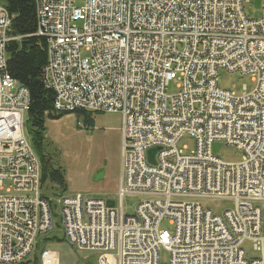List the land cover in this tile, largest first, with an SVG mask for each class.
Wrapping results in <instances>:
<instances>
[{
    "label": "built area",
    "instance_id": "built-area-1",
    "mask_svg": "<svg viewBox=\"0 0 264 264\" xmlns=\"http://www.w3.org/2000/svg\"><path fill=\"white\" fill-rule=\"evenodd\" d=\"M32 1L53 110L120 116L119 185L112 205L41 196L24 130L29 91L7 70L6 47L20 37L0 4V264H24L57 225L98 264H164L161 250L165 264H264V18L246 17L250 0ZM220 70L249 76L252 90L218 88ZM171 81L177 92L169 95ZM184 135L195 140L189 155L176 147ZM215 141L240 161L213 156ZM126 196L143 198L133 214ZM181 197L233 206L218 215L174 201ZM163 220L171 231L159 228ZM246 241L256 258H246ZM40 264H57L56 254L44 249Z\"/></svg>",
    "mask_w": 264,
    "mask_h": 264
},
{
    "label": "rangeland",
    "instance_id": "rangeland-1",
    "mask_svg": "<svg viewBox=\"0 0 264 264\" xmlns=\"http://www.w3.org/2000/svg\"><path fill=\"white\" fill-rule=\"evenodd\" d=\"M243 11L248 19L261 20L264 18V2L262 0H250L248 4H244ZM176 85V81L169 83L167 87L169 95L177 92ZM217 85L218 88L236 95L243 92V86L246 87L248 92L253 88L249 76H240L237 73H228L224 70H220L218 73ZM87 116L91 120L89 124L85 123L86 118L84 115L76 113H63L53 120L46 119L44 124L45 151L51 157L53 164H56L55 166L60 168L63 174L65 184L62 192L63 196L79 194L91 199L115 202L121 163V137L119 131L121 119L118 114L108 113H89ZM176 147L184 155H189L195 149V140L191 136L184 135L178 141ZM210 152L225 163H237L241 158L240 152L235 148L218 141L211 143ZM142 200L141 197L126 196L123 199L125 213L133 214L134 208ZM174 201L198 203L204 209L218 215L233 206L232 202L228 200L181 197L175 198ZM58 210L57 207V213ZM53 221L55 223L59 222L58 214H56ZM159 228L172 230L167 220H163ZM44 236L60 238L62 230L54 226L53 230ZM43 238L42 235L39 236L36 239V244ZM48 243L59 247L60 258L64 264L68 263V259H75L77 263H80L82 259L80 254L87 252L55 240ZM242 248L247 259L257 257V253L253 251L250 242H244ZM36 252L37 249L34 248L28 260H31ZM159 257L161 263L165 264L167 262L168 256L164 250L160 251Z\"/></svg>",
    "mask_w": 264,
    "mask_h": 264
},
{
    "label": "trees",
    "instance_id": "trees-1",
    "mask_svg": "<svg viewBox=\"0 0 264 264\" xmlns=\"http://www.w3.org/2000/svg\"><path fill=\"white\" fill-rule=\"evenodd\" d=\"M0 4L13 16L12 34L20 37V40L10 42L6 47L7 70L14 80L29 91L30 106L24 118V127L40 163L41 196L45 199L56 197L62 194L65 184L60 168L46 154L44 124L46 119L53 120L63 113L53 110V92L45 88L41 78L46 64V43L43 38L34 36L36 17L32 0H0ZM76 114L84 115L86 124L91 122L87 116L89 113ZM53 240L59 239L55 236L44 237L37 242L36 254L24 264H40V254L45 249V244Z\"/></svg>",
    "mask_w": 264,
    "mask_h": 264
},
{
    "label": "crops",
    "instance_id": "crops-1",
    "mask_svg": "<svg viewBox=\"0 0 264 264\" xmlns=\"http://www.w3.org/2000/svg\"><path fill=\"white\" fill-rule=\"evenodd\" d=\"M59 240H55V241H59L61 243L66 244V242L63 240V235L59 238ZM68 246V245H67ZM45 249L46 250H50L53 251L56 254V260H57V264H64L61 261L60 258V253H59V247L58 246H54V245H49V243L45 244ZM80 256L82 257L80 263H77V261H75V259H68L67 260V264H98L97 261V254L96 253H92V252H85V253H81Z\"/></svg>",
    "mask_w": 264,
    "mask_h": 264
},
{
    "label": "water",
    "instance_id": "water-1",
    "mask_svg": "<svg viewBox=\"0 0 264 264\" xmlns=\"http://www.w3.org/2000/svg\"><path fill=\"white\" fill-rule=\"evenodd\" d=\"M155 149H152V150H150L149 152H148V160H149V162L150 163H152L153 164V155H154V153H155ZM108 204H110V205H112V203L111 202H107Z\"/></svg>",
    "mask_w": 264,
    "mask_h": 264
},
{
    "label": "bare ground",
    "instance_id": "bare-ground-1",
    "mask_svg": "<svg viewBox=\"0 0 264 264\" xmlns=\"http://www.w3.org/2000/svg\"><path fill=\"white\" fill-rule=\"evenodd\" d=\"M24 130H25V127H24ZM25 133H26V131H25Z\"/></svg>",
    "mask_w": 264,
    "mask_h": 264
}]
</instances>
